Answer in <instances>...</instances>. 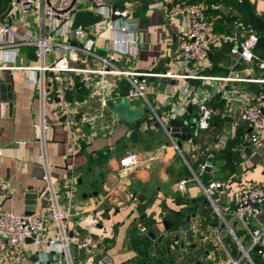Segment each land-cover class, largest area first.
I'll return each mask as SVG.
<instances>
[{
    "label": "crops",
    "instance_id": "crops-1",
    "mask_svg": "<svg viewBox=\"0 0 264 264\" xmlns=\"http://www.w3.org/2000/svg\"><path fill=\"white\" fill-rule=\"evenodd\" d=\"M158 2L111 1L138 23L134 35L138 44L118 48L125 53L113 63L116 68L209 78L245 77L248 70L250 77H261L257 64L264 61V0H176V4L204 7L211 31L205 38L208 61L200 67L183 66L175 51L187 32L188 20L178 18L168 23L166 10L155 6ZM8 6V2L0 5V21L6 20L1 18ZM74 19L75 24L88 28L98 17L90 4L76 0ZM249 35H254L258 43L254 61L245 63L229 51ZM110 37L118 35L107 30L90 35L96 55L104 56L112 48L108 45ZM20 57L24 65L35 63V49L22 46ZM73 78L75 86L64 99L79 106V113L86 110L83 103L87 92L81 77ZM107 80L116 83L122 93L126 91L125 80L110 76ZM147 81L146 99L155 113L143 100L110 103L108 113L117 123L113 133L106 136L86 126L67 130L56 108L59 100H53L57 94L48 98L45 113L51 133L45 145L46 168L39 161L41 146L33 128L40 104L30 74L21 69L0 70V82L8 86L7 95L13 104L11 116L0 118V211L24 213L27 194L36 196L33 215L52 211L44 181L47 175L60 208L67 205L68 188L73 186L75 198L68 203L71 217L66 224L72 264L89 259L95 264H154L151 256L156 257V264H210L211 259L224 257L217 237L229 249L234 239L222 220L212 214L202 187L211 181L223 183L224 189L218 194L219 211L237 236L236 230L242 232V228L227 216L231 204L227 199L221 202L220 196L234 183L264 184V131L258 134L256 144H245L243 136L251 130L240 120L245 104H258V93L243 83H225L223 87L202 79L151 77ZM185 85L195 94L209 93V107L215 112L207 130L192 133L195 145L191 140H177L166 130L168 113L179 103V89ZM91 103L94 108L96 102ZM188 106L182 108L183 113ZM129 152L138 153L140 162L123 170L119 160ZM208 161L211 165L202 172L200 166ZM182 180L187 182L185 190L179 192L177 186ZM185 222L190 232L196 228L198 233L189 238L183 229ZM141 228H145L144 233ZM55 237L56 231L48 226L38 236L41 245L37 250L27 242L15 252L0 240V264L46 261L49 254L45 244ZM80 241L87 243V249L76 245Z\"/></svg>",
    "mask_w": 264,
    "mask_h": 264
},
{
    "label": "built area",
    "instance_id": "built-area-1",
    "mask_svg": "<svg viewBox=\"0 0 264 264\" xmlns=\"http://www.w3.org/2000/svg\"><path fill=\"white\" fill-rule=\"evenodd\" d=\"M112 0H83L93 8L98 19L90 26L84 27L75 24L76 0H12L13 10L5 21H0V70H26L30 74V82L35 87V94L40 104L38 121L34 124L35 138L41 146L39 161L47 168L48 160L45 155V145L49 141L51 127L49 125L45 107L46 101L51 96L59 100L56 108L60 116L64 117L63 126L69 131L86 126L94 132L104 136L111 135L116 126L117 119L108 113L110 103L120 100H143L149 109H154L147 102L148 79L151 77L161 79H202L221 83H254L260 86L256 95L258 104H245L240 112V120L251 130L244 135L245 144H256L258 134L264 131V61L258 62L257 67L261 72L260 78L250 77L248 70L245 77L228 76L224 78L200 77L196 75L153 74L149 72H135L120 70L114 66L119 55L124 54L120 47L137 45L134 39L138 23L127 16V11L117 8L112 12ZM155 6L166 10V21L173 22L178 18L188 20L185 36L176 46L179 62L183 66L193 64L202 66L208 61V50L205 38L209 35L211 27L207 21L204 7L201 4H176V0H159ZM112 16L121 19L112 20ZM10 19V23H8ZM122 20V21H120ZM23 28H27L24 31ZM29 28V29H28ZM107 30L118 37H110L104 56L94 52L93 41L90 35L98 31ZM227 39V38H225ZM221 38L222 41H225ZM258 39L254 35L243 38L238 48L232 47L231 56L238 57L242 62L254 61L253 51ZM27 46L35 49V63L24 65L20 57V48ZM238 49L240 52H238ZM8 54L10 56H8ZM8 57H7V56ZM93 62L90 65L89 62ZM51 75V77H50ZM73 76H80L87 95L83 106L85 111H80L79 106L65 101L64 95L75 86ZM118 77L125 80L127 89L121 92L118 85L107 80V77ZM50 84V85H48ZM57 91V92H56ZM211 95L209 93L195 94L190 87L182 86L179 89L178 101L168 113L167 121L181 116L183 107L187 104L197 108L196 131L209 128L210 121L215 112L209 107ZM91 102H96L94 108ZM78 114V118H75ZM155 115V114H154ZM161 118L158 121L161 124ZM162 126V124H161ZM167 130V129H166ZM168 134H170L167 131ZM140 162L139 154L129 152L119 160V167L129 170ZM208 164L200 166L203 172ZM49 192V201L53 204L50 212L41 215L28 216L24 213L0 211V240L12 252L25 246L28 240L35 250L41 242L38 236L46 227L56 231V237L49 239L45 244L48 259L46 261L22 262L20 264H72L69 251V240L66 235V224L71 217L70 204L74 198V188H68V203L64 207L57 206L55 193L48 175L44 177ZM187 180H182L177 189L185 190ZM224 189L222 182L211 181L202 187V191L209 203L212 214L222 220L234 239V246L227 248L222 240L217 237V243L224 252V257L211 259L210 264H264V223L260 217L264 208V184L249 182L247 184H231L226 188L227 201L231 208L227 216L236 225H240L243 235L237 238L233 229L226 223L219 211V193ZM141 233L145 228L140 229ZM191 234H197L196 228L191 229ZM79 248L87 249V243L80 241L76 244ZM94 259L84 261L83 264H95ZM109 264V263H107Z\"/></svg>",
    "mask_w": 264,
    "mask_h": 264
},
{
    "label": "water",
    "instance_id": "water-1",
    "mask_svg": "<svg viewBox=\"0 0 264 264\" xmlns=\"http://www.w3.org/2000/svg\"><path fill=\"white\" fill-rule=\"evenodd\" d=\"M9 6L7 8V11L5 12V14L2 16L1 20L3 19H7L12 10H13V5H12V0H7ZM129 3V2H128ZM119 4H115L112 6V12H114L117 8H118ZM121 19V17H116V16H112V20H118ZM8 23H10V19H8ZM238 52H240V50L238 49ZM209 56V54H208ZM51 77V75H50ZM166 83H169L168 80H165ZM171 84L173 85L174 82H171ZM50 85V84H48ZM249 89L254 93L257 94L259 92V87L254 84V83H249L248 84ZM7 90H8V86L4 83L0 82V118H4V117H10L12 114V109H13V104H12V98L11 96L9 97L7 95ZM194 107L189 105L186 108V112L183 113L181 116H176L173 119H170L167 122V131L177 140H191L192 144L195 145V140L191 139V135L192 133H196L195 130V124H196V112H193ZM193 112V114H192ZM191 116V117H190ZM194 130V132H193ZM208 165H211V163L208 161L207 162ZM209 171V170H208ZM227 190L224 191V193L220 196L221 198V202L225 203V200L227 199ZM35 198L33 195L31 194H27L25 195V210H24V214L28 215V216H32L34 214V205H35ZM218 205H220V203H218ZM211 209V208H210ZM183 229L186 231L188 237H191V233L188 230V222H185L183 225ZM150 237L152 238L153 235H150ZM27 242H31V240H28ZM144 249V246H141V250ZM168 251V250H167ZM100 258L98 257L97 260H99ZM36 258L33 257L32 261H35ZM151 261L156 264V257L155 256H151Z\"/></svg>",
    "mask_w": 264,
    "mask_h": 264
},
{
    "label": "rangeland",
    "instance_id": "rangeland-1",
    "mask_svg": "<svg viewBox=\"0 0 264 264\" xmlns=\"http://www.w3.org/2000/svg\"><path fill=\"white\" fill-rule=\"evenodd\" d=\"M6 3H7L6 0H0V5H5ZM236 234H237L238 237H241L243 235V232H240L239 230H236Z\"/></svg>",
    "mask_w": 264,
    "mask_h": 264
}]
</instances>
